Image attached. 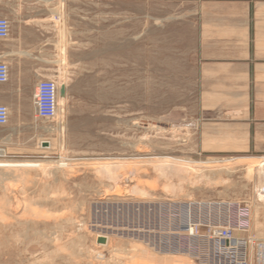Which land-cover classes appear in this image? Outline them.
<instances>
[{
    "label": "rangeland",
    "instance_id": "1",
    "mask_svg": "<svg viewBox=\"0 0 264 264\" xmlns=\"http://www.w3.org/2000/svg\"><path fill=\"white\" fill-rule=\"evenodd\" d=\"M74 9H135L136 15L128 21L106 14L98 55L96 30H78L86 22L95 28V14L74 13L72 73L57 117L0 126V159L51 165L0 183V264H33L34 256L61 250L65 236L73 237L74 262L217 264L204 235L209 224L227 221L236 235L264 240V196L257 197L264 193V155L223 151L203 140L205 119L194 108L191 79L175 77L174 60L183 56L177 49L191 44V30L155 20L175 9H145V0H104V7L74 0ZM160 162L184 170H161ZM103 166L115 168L112 179ZM186 203L193 206L188 222ZM189 223L198 224L193 235L185 231ZM95 232L110 233V246L121 241L129 249L97 253L96 245H82L79 237Z\"/></svg>",
    "mask_w": 264,
    "mask_h": 264
},
{
    "label": "crops",
    "instance_id": "2",
    "mask_svg": "<svg viewBox=\"0 0 264 264\" xmlns=\"http://www.w3.org/2000/svg\"><path fill=\"white\" fill-rule=\"evenodd\" d=\"M92 1L104 7V0ZM145 9H175L167 15L162 10L155 18L157 24L169 21L191 30V44L177 49L185 58L174 60L175 77L191 79L194 108L205 119L203 140H215L227 148L223 151L252 150L264 155V0H145ZM74 13L95 14V28L86 22L78 30L95 29L96 53L103 55L106 14H123L130 21L136 10L74 9V0H0V17L10 26L8 37L0 39V62L8 67V79L0 84V104L8 109L9 127L34 124V93L40 79L55 80L59 97L61 86L67 96L65 80L72 73L77 30ZM149 14L152 24V11H146V19ZM165 234L158 235L161 248H167ZM98 235L106 236V244L96 242ZM79 238L90 249L96 245L97 253L129 249L121 241L110 246V233ZM64 239L61 250L34 256L33 264H98L74 262L73 237Z\"/></svg>",
    "mask_w": 264,
    "mask_h": 264
},
{
    "label": "built area",
    "instance_id": "3",
    "mask_svg": "<svg viewBox=\"0 0 264 264\" xmlns=\"http://www.w3.org/2000/svg\"><path fill=\"white\" fill-rule=\"evenodd\" d=\"M9 31V21L0 17V39L7 38ZM7 79L8 67L0 62V84ZM58 97L59 84L53 79H40L34 93L35 116L48 121L54 120L58 115ZM8 115L7 107L0 104V126L8 122ZM197 225L194 226V231ZM236 230L237 227L230 221L220 226L209 224L204 237L209 239L207 251L210 257L217 264H264V240L253 239L249 235H236ZM198 264L207 263L198 261Z\"/></svg>",
    "mask_w": 264,
    "mask_h": 264
},
{
    "label": "bare ground",
    "instance_id": "4",
    "mask_svg": "<svg viewBox=\"0 0 264 264\" xmlns=\"http://www.w3.org/2000/svg\"><path fill=\"white\" fill-rule=\"evenodd\" d=\"M62 85H64L63 83H61ZM60 97H63V99H64V97L65 96H60ZM62 99V100H63ZM58 105H59V102H58ZM45 129L46 130H53L54 129V126L53 125H46V127H45ZM2 154H3V152H2V150H0V156H2ZM238 159V158H237ZM241 158H239L238 160H240ZM165 161V160H164ZM211 162V161H210ZM161 163V162H160ZM167 163V162H166ZM161 163L160 165H159V167H160V169L161 170H163V169H165V168H167L168 167V169L171 167H173V169H169V170H174V172L175 171H179V172H181V171H183L184 169H182V170H180V165L181 164H179V166H178V164L177 165H175V163L174 164H172L173 162H169V163ZM226 163V162H225ZM242 163V162H241ZM260 163V162H259ZM258 163V164H259ZM157 165L158 164H156V167H157ZM263 165H264V158H263V160H262V162L259 164V174H260V176H262V180L264 181V167H263ZM185 166V165H184ZM223 166V165H222ZM50 167H51V165H48V163L46 164H44L43 162H41V161H37V160H6V159H0V183H3V182H5V181H7V180H12V179H14V180H16V179H19V178H24L25 176H23V175H25V174H27V172L29 171V170H40V171H43V172H48V171H50ZM183 167V165H181V168ZM184 168V167H183ZM115 168H110V167H107V166H103V168L100 170V171H102L103 173H105L106 175H108L109 177H110V179H112L111 178V173H112V176L114 177L115 175H113L114 173L113 172H115V170H114ZM17 170H20V171H22V174H17ZM17 171V172H16ZM54 171V170H53ZM99 171V170H98ZM178 172V173H179ZM20 173V172H19ZM52 173V172H51ZM165 173V172H164ZM178 173H175V174H178ZM182 173V172H181ZM46 174V173H45ZM48 174V173H47ZM50 174V173H49ZM104 175V174H103ZM164 175V174H163ZM168 175V174H167ZM28 176V175H27ZM42 176H44V175H42ZM25 179V178H24ZM214 179V178H213ZM31 180V179H30ZM22 181V180H21ZM10 182V181H9ZM201 182V181H200ZM260 182V181H259ZM171 187V186H170ZM172 188V187H171ZM261 188V187H260ZM4 190V189H3ZM173 191V190H172ZM260 191H263L264 192V187H262L261 188V190ZM262 196H264V193H258V198L259 197H262ZM264 199V198H263ZM259 200V199H258ZM1 203V202H0ZM3 203V202H2ZM6 203V202H5ZM263 204H264V202H263ZM198 205H200V204H198ZM224 206V205H223ZM263 206V205H262ZM182 207V206H181ZM192 204L191 203H186V204H183V212H184V216H185V221L184 222H188V221H190V218H191V216H192ZM261 207V206H260ZM262 208V207H261ZM256 209H258V208H256ZM3 212V211H2ZM186 224V223H185ZM220 224L221 223H219V225H217V226H220ZM84 226V225H83ZM194 226H195V224H191V223H189L186 227H185V231H187V233L188 234H190V235H193L194 234ZM78 228V227H77ZM79 230V229H78ZM97 230V229H96ZM144 237V236H143ZM81 242V241H80ZM91 250V249H90Z\"/></svg>",
    "mask_w": 264,
    "mask_h": 264
},
{
    "label": "water",
    "instance_id": "5",
    "mask_svg": "<svg viewBox=\"0 0 264 264\" xmlns=\"http://www.w3.org/2000/svg\"><path fill=\"white\" fill-rule=\"evenodd\" d=\"M60 94L63 96V94H64V87L63 86H61V88H60ZM47 144H48V142H46V141H43L42 142V146H47ZM96 242L98 243V244H102V245H104V244H106V242H107V238H106V236H104V235H98L97 236V238H96Z\"/></svg>",
    "mask_w": 264,
    "mask_h": 264
}]
</instances>
